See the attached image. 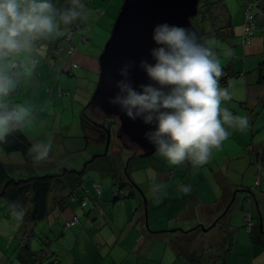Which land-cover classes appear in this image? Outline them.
Listing matches in <instances>:
<instances>
[{
	"label": "crops",
	"instance_id": "obj_1",
	"mask_svg": "<svg viewBox=\"0 0 264 264\" xmlns=\"http://www.w3.org/2000/svg\"><path fill=\"white\" fill-rule=\"evenodd\" d=\"M95 36L96 34L94 36L91 34L89 41L85 39L86 42L84 41L79 47L76 46L77 51L71 57L72 62L77 65L76 70H79L78 74L76 72L78 77H83L90 71L96 77L99 76L98 58L101 53L96 54L97 50L94 49L96 44L91 43ZM67 44L68 46L63 47L68 51L72 45L66 42ZM39 47L40 45H37L38 49ZM258 49L259 47H254V50ZM42 50L45 52L38 53ZM38 51L32 54L30 58L32 61L27 54L21 57L22 60L20 56L15 59V62L20 64V67L18 66L14 71L17 83L15 93H22L24 86L27 90L34 91L37 85L45 83V80L51 77L48 86L53 85L56 79L54 72L58 73L59 69V62L56 60L60 57L52 52L49 53L44 45ZM70 70L72 69L68 65V75L74 77ZM262 87L257 86V88ZM84 111L85 109L81 112V117ZM262 114H264V103ZM257 122L258 120L252 122V133L258 129ZM76 126L78 127V123ZM21 131L23 132V129ZM77 140L81 145L76 148L77 152H81L83 148L89 150L82 135ZM94 148L97 152H103L101 146ZM67 149L71 151L68 155L74 153L73 146L68 145ZM218 151L225 152L228 157L229 153L234 154L231 158L233 160L227 162L233 163V170L238 171L241 165L243 169H251L255 174L254 185L258 189L256 194L245 190L246 187L242 183L233 184L232 180L222 172L211 170L206 174L202 167L193 168L188 160L180 165H171L164 156L155 155L156 157L151 159L152 166L148 169L154 171L155 178L144 184L134 182L133 187H130V190L133 188L137 192L140 186L144 187L145 192L140 191L145 198L135 193V190L122 196L125 192L123 187L119 190V185L112 183L114 194L118 198L114 197L113 201L109 187L102 189L98 182H93L92 186H87L85 198L80 195L79 189L60 191L61 196L57 194V199L55 196L52 201L49 199L46 218L34 224L28 221L31 204L23 205L26 214L23 220H17L11 215L9 205L1 200L0 264H26V258L34 259V262L29 264H201L207 252L204 247L199 249L195 241L202 237L199 234H208L211 230L217 229L219 224L221 229L218 232L219 236L223 237L222 242L218 241L213 245L221 247L220 256L224 258V264L232 263L237 257L243 260L247 258L249 260L247 264H264V247L253 242L249 233L243 230V228L247 229L246 223L241 222L243 216L246 221L250 217L253 226L256 227L253 214L243 213L241 216L243 208L241 200L238 199L239 193H250L247 201L258 211L261 217L259 228L263 230L264 135H243L239 139L237 135L228 137L219 148L213 149L209 159L210 163L214 162L212 166L219 164L216 157ZM0 154H4L1 148ZM235 155H238L236 160ZM6 156L12 163V158L16 154H6ZM74 162L77 163L76 169L74 167L72 169L80 171L85 159L80 158L79 161ZM106 163L105 161L100 168H95L101 177L110 176L101 169ZM3 164L8 171L11 170L12 164ZM78 165L81 166L77 168ZM55 175L58 174L55 172ZM156 176L161 180H156ZM158 182L164 185L159 203L155 202L151 194V192L158 194L159 189L155 188ZM181 183L191 185L192 191L188 194L182 193L179 189ZM95 186H99L100 194ZM124 198L125 200L130 198L132 200L130 206L137 208L134 217L132 216L135 221L133 228L123 226L116 217L115 209L125 210L128 207ZM83 202L87 203L85 207L81 205ZM75 205H80L84 209V211L80 209L83 220L79 216V208ZM131 215L125 214L126 221L130 220ZM75 217L79 219L80 225L68 226ZM215 240L210 241V244ZM192 244L195 247L191 246ZM219 257L213 260V264H221ZM237 263L236 261L235 264Z\"/></svg>",
	"mask_w": 264,
	"mask_h": 264
},
{
	"label": "rangeland",
	"instance_id": "obj_2",
	"mask_svg": "<svg viewBox=\"0 0 264 264\" xmlns=\"http://www.w3.org/2000/svg\"><path fill=\"white\" fill-rule=\"evenodd\" d=\"M54 1L55 0H51L53 4ZM124 1L125 0H84V3L88 7L87 18L83 20L84 27L80 28L73 36L71 45L79 47L84 41H89L91 34L92 36L96 34L94 41L91 43L93 45L96 44L94 49L97 51L95 53L99 55L110 39L113 26ZM217 1L220 2L215 5H208L210 6L209 9L214 8L213 12L217 16V20H212L211 18L214 13L210 14L211 17L209 18V22L203 26L204 23H202V21L204 20L202 18L203 15H201L198 19H194L193 25L199 31L203 42L207 41L210 46L213 47L219 58L223 72H226L229 75L238 74V78L232 77L228 80L227 88H229L231 99L222 100L221 108L227 107L234 115L247 117L249 125L247 129L243 131L228 128V126L225 125V128L229 131L228 137L231 138L233 135H237L239 139L240 136L243 135H264V114H262L264 88H257L255 83V80L257 79L255 71L258 69L259 64L264 61L263 12L261 8H258L253 4L254 0H210V4H214ZM260 4L264 6V0H260ZM248 13H251L255 17L256 14H260V16H257V23L254 22L253 26L251 23L248 25ZM246 26H249L250 28L248 33H246ZM67 32L70 31L59 30L56 35L63 37ZM250 40L251 43L249 42ZM254 47H259V49L254 50ZM42 52L45 51H38L40 54H42ZM24 55L25 54L23 53L19 55L21 60ZM71 61V57L68 54L56 60V62H59V69L57 71L58 73L55 74L54 72V77L56 76V79L53 85L48 86V83L52 79L51 77L45 80V83L37 85L34 91H29L26 89V86H24L22 93H15L14 91V93L7 98L9 103L18 104L27 102L32 113H34L33 122L23 128V132L26 134L27 138L33 143L51 142L52 145L49 155L45 160L38 163L33 162L29 165L24 162L20 154H16V156L12 158V163L5 153L0 154L1 162L8 165L12 164L10 165L11 170L9 171V177L16 182L24 180L23 178L44 176L53 177L55 176V172L60 176L66 172L65 170H73V167L76 169L77 163L74 161H79L80 158H84L85 162H88L90 158H93L91 156L95 149V144H91L88 141L87 143L90 144L88 145L89 150L83 148L81 152H77L76 148L81 146L80 142L77 140L81 135V132L79 131V118L81 117V112L86 109L93 96L98 82V76L96 77V75L90 71V73L84 74L83 77H78L76 72L78 74L79 70L72 69L70 72L75 76L69 77L67 68ZM66 62H68V65H66ZM10 71L14 72L15 69H11ZM229 82H231V87H229ZM15 84L17 83L15 82ZM25 95H27V97H25ZM256 120H258L256 123L258 129L255 133H252L251 125L252 122H255ZM77 123L78 127L76 126ZM116 125L113 126L111 132L112 139L107 156L88 165L85 170L83 184L79 188V193L83 198L86 197L85 191L87 190V186H92L93 182H98V184L102 186V189L109 187L111 191L109 194L113 201L115 199L113 191L114 184L123 186L125 192L122 196L128 195L129 191L132 190H135V193L143 196L140 190L145 192L143 190L144 187L139 185L140 190H138V192L133 188L130 190V187H133L134 182L137 184H144L155 178L153 176L155 175L154 171L148 170L152 166L151 159L162 155L156 154V156H153L152 158H135V151L133 149L124 148L121 141L118 139V125ZM68 145L69 147L73 146L74 153L71 155H68L71 153V151L67 149ZM102 149L104 152L103 147ZM233 156L234 154L232 152L229 153L228 157L225 152L218 151L216 157L219 164L217 166H212L214 162L210 163L209 160L207 164L199 167H202L201 169L206 174L211 172V170L219 171L220 173L222 172L226 177L232 180L233 184L237 185L242 183L243 186L246 187L245 190L256 194L258 189L254 185L255 174L252 173L251 169H243L242 165L238 171L233 170V163H227L233 160L231 159ZM237 156L238 155H235V160ZM105 161L107 162L105 167L101 168L103 172L108 170L109 164H112L115 168V173L110 174L109 177H101L95 170L97 167L100 168ZM80 166L81 165H78L77 168ZM85 167L86 164H83L81 169H84ZM252 169H254V167ZM156 180L160 181L161 178H157L156 176ZM112 183L114 184L112 185ZM58 188L59 187L54 188L52 191L50 201H52L54 196H61ZM249 195L250 193L247 192H241L238 194V199L241 200V206L243 208L240 215L242 216L243 213L253 214L256 227H260L261 225L259 222H261V217L256 208L248 203L247 198ZM78 198L80 199L79 196ZM55 199H57V197ZM131 201L130 198H127L125 200V203L128 204L127 209H115V213L117 219L123 223V226L125 225L133 228L135 224L133 217L137 208L130 206ZM75 206L79 208L81 214H79V216H81L83 220L81 210L84 211V209H82L80 205ZM73 208L75 207L73 206ZM125 214H132L129 221H126ZM244 217L245 216L241 218V222L243 224L246 223L247 225V221ZM89 226L90 225L88 224L87 227ZM220 229L221 224H219L217 229L208 232V234H199L202 237L195 241L199 249L204 247V250L207 252V256L201 264H213V260H216L221 255V247L213 245L217 244V242L221 241L223 238L222 236H219L220 234L218 231ZM243 230L248 233L247 229L243 228ZM213 240L215 241L210 244V241ZM191 246L195 247L193 244ZM219 258L221 264H224V258L221 256ZM236 261L238 262L237 264H247L249 260L247 258H244L243 260L242 258L237 257L236 260L233 259L230 264H235Z\"/></svg>",
	"mask_w": 264,
	"mask_h": 264
},
{
	"label": "clouds",
	"instance_id": "obj_3",
	"mask_svg": "<svg viewBox=\"0 0 264 264\" xmlns=\"http://www.w3.org/2000/svg\"><path fill=\"white\" fill-rule=\"evenodd\" d=\"M71 7L60 8L51 0H0V141L33 122L27 102L9 103L7 98L15 91L16 57L29 58L38 51L37 42L57 34L61 25H72L87 18L88 7L84 0H70ZM153 47L148 59H142L139 68L149 83L134 86L131 70L134 61L119 70L115 87L118 89L108 103L118 107L131 121L142 119L155 131L145 138L157 147L156 154L164 156L169 164L180 165L190 161L193 168L208 163L213 149L220 147L229 136L225 128L247 129L249 120L234 115L222 100H230L229 88L220 87L224 75L213 47L197 33L186 27L161 23L154 26ZM231 87V82H229ZM51 142L32 144L28 155L38 163L45 160ZM151 187V186H150ZM158 194L151 192L159 203L163 183H156ZM182 193L188 194L192 186L179 184ZM11 215L23 220L26 210L18 202L9 204Z\"/></svg>",
	"mask_w": 264,
	"mask_h": 264
},
{
	"label": "water",
	"instance_id": "obj_4",
	"mask_svg": "<svg viewBox=\"0 0 264 264\" xmlns=\"http://www.w3.org/2000/svg\"><path fill=\"white\" fill-rule=\"evenodd\" d=\"M199 4L200 0H125L110 39L98 58V82L85 111L88 110L98 120L115 121L118 125V139L124 148L135 151V158H151L156 155L157 147L145 138V133L155 131V128L144 124L139 118L131 121L118 107L108 103L109 98L118 92L115 84L122 79L119 70L124 64L134 61L136 67L131 70L134 86L149 83L146 74L140 70L139 63L142 59L153 63L149 52L156 47L152 40L154 26L161 23L175 24L189 28L201 37L192 23L198 16ZM79 125L80 132L85 133L83 122L80 121ZM82 137L88 140V135ZM111 139V132H108L105 138L96 140L98 146L104 148L103 156H107Z\"/></svg>",
	"mask_w": 264,
	"mask_h": 264
},
{
	"label": "trees",
	"instance_id": "obj_5",
	"mask_svg": "<svg viewBox=\"0 0 264 264\" xmlns=\"http://www.w3.org/2000/svg\"><path fill=\"white\" fill-rule=\"evenodd\" d=\"M219 2L220 1H217L214 4H210V0H200L198 16L195 19H198L201 15H203L202 18L204 21H202V23H204L203 26L206 25L207 22H209V18L211 17L210 14L214 13L213 12L214 8L209 9L210 6L208 5H215ZM54 4L60 8L71 7L70 0H55ZM257 7L261 8L263 12L262 14L264 16V6L260 4V0L259 2H257ZM257 16H260V14L258 15L256 14V17L254 16L255 23H257ZM211 18L212 20H217V16L215 15V13L214 15H212ZM193 22L194 19L192 20V23ZM263 23L264 20H262V24ZM82 27H84L83 21H77L74 22L72 25H67V26L61 25L60 30H67L70 32H67L66 35L63 37H59L55 34L53 37L47 40L38 41L37 45H40V47L44 45L47 47V51L49 53L52 52L57 57H61L63 55L68 54V51L64 49V47L68 45V44L66 45L67 36L70 35L71 33L74 36L75 33ZM68 43L71 44L72 39ZM15 63L17 64V67L18 66L20 67V64L18 62ZM70 68L76 69L77 67L76 68L70 67ZM255 73L257 75L256 85L264 87V61H262L259 64L258 69H256ZM232 77L238 78V74L229 75L226 72H224V75L220 78L221 88H227V82ZM32 144L33 142H31L21 130H18L10 134L6 138V141H0V148L7 155L20 154L26 163L31 164L34 161L32 157L28 155V150L29 148H31ZM8 172L9 171L5 166V164L0 162V201L2 200L6 202L8 205L14 201L22 205H26L28 203L31 204L32 207L28 216V221L34 224L46 218L49 211L50 195L54 190V188L59 187L58 189L62 192H64L65 190L74 191L79 189L83 184V176L85 170L84 171L67 170L64 174H61L60 176L55 175L53 177L50 176L31 177V178H26L24 180H20L18 182L12 180L9 177ZM106 172L108 174L115 173L112 164H109L108 170ZM122 187H123L122 185H119V190ZM115 198L118 199L117 195H115ZM246 228L248 230V225L246 226ZM248 233L252 238L253 242L264 247V232L262 229H260L259 227L252 226L250 231L248 230ZM33 260H29L28 258H26L25 262H27L26 264H29L30 262L33 263L34 262Z\"/></svg>",
	"mask_w": 264,
	"mask_h": 264
},
{
	"label": "flooded vegetation",
	"instance_id": "obj_6",
	"mask_svg": "<svg viewBox=\"0 0 264 264\" xmlns=\"http://www.w3.org/2000/svg\"><path fill=\"white\" fill-rule=\"evenodd\" d=\"M85 113H86V116L84 115ZM85 113L81 117V122H83L86 132L81 133V135H88V140L83 139L87 145H90L87 143L89 141L91 144H95L94 146L97 147L98 144L96 140L105 138L108 135V132H112L113 126L116 125V122L113 120H106V121H103L101 119L98 120L97 117L93 114H90L88 110L85 111ZM103 154L104 152H97V150H93V154L91 156L93 158L92 159L90 158L88 162L87 161L84 162V164H86V167L84 169L82 168L80 171L86 170L87 166L93 164L96 160L105 158L106 156H103Z\"/></svg>",
	"mask_w": 264,
	"mask_h": 264
},
{
	"label": "built area",
	"instance_id": "obj_7",
	"mask_svg": "<svg viewBox=\"0 0 264 264\" xmlns=\"http://www.w3.org/2000/svg\"><path fill=\"white\" fill-rule=\"evenodd\" d=\"M257 2H259V0H254V2H253V4L255 5V6H257ZM248 25H250V23H251V25L253 26V24H254V22H255V19H254V16L251 14V13H248ZM250 31V28H249V26H246V33H248ZM73 38V34L71 33L70 35H68L67 36V38H66V40H67V42H70L71 41V39ZM250 43H251V40L249 41ZM249 42H247V43H249ZM76 50H77V47L76 46H71L70 47V49L68 50V55L70 56V57H72L75 53H76ZM63 51V50H62ZM61 51V52H62ZM69 65H70V67H74V68H76L77 67V65L76 64H74V62H69ZM95 188H96V190L98 191V193L100 194V190H99V186H95ZM87 205V203L86 202H83L82 203V207H85ZM247 225H248V230L250 231V229H251V227L253 226V223H252V220L250 219V217L249 218H247ZM80 224V221H79V219L78 218H74L72 221H71V223L68 225V226H77V225H79Z\"/></svg>",
	"mask_w": 264,
	"mask_h": 264
}]
</instances>
